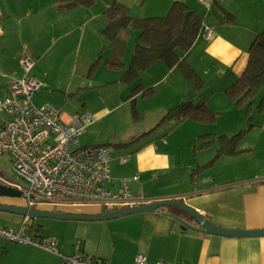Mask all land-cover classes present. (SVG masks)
Instances as JSON below:
<instances>
[{
  "label": "crops",
  "instance_id": "0c3cea01",
  "mask_svg": "<svg viewBox=\"0 0 264 264\" xmlns=\"http://www.w3.org/2000/svg\"><path fill=\"white\" fill-rule=\"evenodd\" d=\"M138 1L143 11L132 14L129 9V15L133 18L165 16L174 2H180L189 8L186 0H151L148 4L145 3L147 0ZM218 2L215 0V4ZM77 8L85 7L57 10L53 0H0V100L9 97L11 84L27 74L40 85L34 100L43 99L46 101L43 104H49L60 110L65 122L69 121L71 115H89L93 118L87 131L81 135L85 137V143L88 145L81 146L79 139L78 142L81 147L107 146L110 153L109 172L113 179L111 184L106 185L107 190L121 193L123 180H129V191L135 196L142 195L145 204L181 201L218 227L240 231L264 229V165L261 168L253 165V159L257 155L259 160H264V118L259 124L255 123L256 117H254L259 99L264 96L260 92L264 89L255 96L253 107L247 114L246 111L242 112L243 108L238 109L224 92L245 71L249 46L263 28L264 7L263 12H259L260 17L257 14L250 16L256 22L249 23L244 29L236 26L237 16L232 13L234 22L231 25L227 26L224 22H220L218 27L209 29L203 25L193 47L184 55V61L204 83L202 92L194 99L207 104L203 93L206 88L205 75L213 71L217 78L214 85L216 82H221L217 85L218 88L211 90V95L229 106H234V113L223 112L207 104L218 113L215 122L211 125L191 120H165L161 123V119L170 109L192 96L190 85H180L178 91L164 96L158 107L157 122L153 126L132 130L124 135L105 133L103 125H109L105 120L113 114L115 118L122 120L125 117L123 111L127 106L130 108L128 111L130 115L138 117L140 115L138 102L141 99L146 100V97L141 96L142 90L151 89V95H156V89L163 85H143L142 80L139 82L140 85L133 87L123 85L121 81L123 71H111L105 65V60L110 58V52L108 58L104 59L106 69L111 72H121V76L115 75L105 80L114 81L106 84L107 86L116 83L121 90L112 105L107 98L101 96V89L106 85L97 86L98 83L105 84L104 81L100 79L96 81L92 78L97 85L90 86L83 76L78 78L77 72L80 69L78 64L70 66L64 59L66 51L70 48L69 44L74 46L73 36L76 25L88 26V19H72ZM209 8H212L211 5ZM227 28L232 32L226 37L221 31ZM136 32L138 34V31ZM133 50L132 47L131 54ZM25 59L31 62L28 72L22 65ZM208 60L219 64L222 68H217L216 64H209L208 67L206 63ZM152 66L145 71H149ZM144 72L140 73L143 75ZM116 78L117 80H112ZM137 87L139 88L136 89ZM128 89L131 90L129 97ZM82 90L96 94L99 103L95 99H91L89 103H74L73 95ZM34 103L38 105L35 101ZM3 113L5 114V112L1 114ZM258 114L263 117L264 112L261 114L258 111ZM7 119L6 114L5 118L0 115V128ZM239 133L243 134L234 149L230 147L234 151L232 154H226L218 158L213 165L204 167L211 159L206 158L208 151L197 148L201 137L209 135L216 138L224 135L231 138ZM254 137L262 138L260 142L262 147L257 141H253ZM122 159L124 161H121ZM241 163L245 166L243 170L234 166ZM211 170H214L215 174L206 185L205 181H201L206 175L202 177L201 175ZM222 175L225 182L218 183L217 177L222 178ZM134 177L136 180H133ZM4 181L9 180L4 178ZM22 201L21 198L0 197V204L15 207H25ZM33 209L87 215L103 212L98 206L65 205L53 208L44 204ZM111 211L116 209H105L104 212ZM160 212L179 216L193 224L192 220L178 209L174 211L163 209L154 214L146 213L142 218L144 231L138 232L133 239L126 237V242L130 240L128 244L133 246L130 258L118 255L117 259H105L102 254L87 256L83 253L72 256L79 255L86 260L104 259L114 264H133V257L136 254H141L147 264H157L160 261L165 264H264V237L223 238L207 235L187 228L183 229L178 221ZM23 221L22 216L0 212V225L6 229H17ZM27 228L25 234L30 238L32 230L27 231ZM33 237L35 238L32 239L38 241L47 239L37 234ZM2 241L7 242L0 237V247ZM52 241L56 246L57 241ZM20 254L21 250H15L12 246H8L7 250L0 248V264H22L18 261L13 262ZM25 254L26 256L31 254L30 249H26ZM50 257L51 264H60L55 257L52 255ZM32 259L36 261L35 258Z\"/></svg>",
  "mask_w": 264,
  "mask_h": 264
},
{
  "label": "rangeland",
  "instance_id": "374dc122",
  "mask_svg": "<svg viewBox=\"0 0 264 264\" xmlns=\"http://www.w3.org/2000/svg\"><path fill=\"white\" fill-rule=\"evenodd\" d=\"M93 4L90 7L77 8L75 14H73L72 19H88L89 21L87 27H79L76 25L74 31V46L69 44L68 50L64 55L66 64L74 66L78 64L80 68L77 72V77L80 78L83 76L85 81L89 82L90 86L97 85L98 79L104 81L105 84L98 83L97 86L106 85L109 82L114 81H105L107 78H113L115 75L121 76V72H111L106 69L104 65V59L108 58L109 50L104 49V45L107 44L105 37L103 36V29L106 26V19L103 16V12L107 9L108 2L117 1L122 2V4L133 13H141L143 10L140 8V2L138 0H93ZM151 0H147L145 3L148 4ZM219 2L215 4V1L212 0L211 7L207 8L203 6L198 0H186L185 2L190 9L196 10L200 16L203 18V25L209 29L213 27H218L220 22H224L225 25H231L234 21L233 15L237 16L235 20L236 26L238 28H246L247 25L255 23V20H252L250 17L253 14H257L260 17L259 12H263L264 0H218ZM139 2V3H138ZM218 4L221 7L218 8ZM133 9V10H132ZM232 13V14H231ZM264 28V24H263ZM261 28V30L263 29ZM206 29V30H207ZM240 29V31H243ZM131 31V39L128 42L125 49V67L128 66L131 58V48H134L135 43L138 42V34L135 30ZM223 36H228L229 32H232L230 28L221 31ZM107 46V45H106ZM104 49V50H103ZM102 52V59L98 61V53ZM208 64H216L215 62L209 61ZM217 68H222L219 64H216ZM144 72V71H143ZM142 73V72H141ZM130 84L123 85H134L139 84L142 80L143 85H163L156 89V95H150L146 97V100H140L138 102V108L140 114L138 117L133 114L130 115V108L127 106L123 111L124 118L122 120L115 118L114 114L109 116L105 123L109 125H103V131L107 134H120L124 135L127 132L132 130H137L147 126H153L157 122V111L160 106L163 98L166 94L174 93L180 89V85H190L181 75L180 71L177 68H168L162 62H156L149 71H145ZM142 75V76H141ZM89 76V77H88ZM92 78L96 79L93 81ZM206 78V88L203 92L206 97L207 104L214 106L223 112L234 113V106H229L226 103L221 102L218 98L211 95V90H215L217 85L221 82L216 81V76L213 71H211ZM112 80H117L112 79ZM111 85V86H110ZM101 89V96L107 98L109 104L112 105L116 101L117 94L120 93L119 86L117 84H110ZM140 85V84H139ZM123 86V87H126ZM87 87V85H85ZM130 87V86H129ZM131 90H127L128 97L130 96ZM260 93L264 94V91L261 90ZM126 94V95H127ZM35 95V94H34ZM132 96V94H131ZM153 97V98H152ZM91 99H95L98 102L96 94H93L89 91L82 90L79 93L73 95V102L76 104L89 103ZM188 99V98H187ZM33 101L36 104L41 105L46 103L43 99H36ZM193 102L197 104L198 100L194 99ZM257 103V102H256ZM245 111V108L242 109V112ZM6 114V113H5ZM5 114L0 115L5 118ZM262 114V113H261ZM7 115V114H6ZM127 115V116H126ZM133 120H132V118ZM255 123H261V120L264 118L260 117L258 110H254ZM260 117V120L259 118ZM117 124V125H114ZM262 138L254 137L253 141H257V144L260 145ZM80 145L87 146L85 143V137H79ZM259 142V143H258ZM261 146V145H260ZM262 147V146H261ZM217 145L213 148H210L206 158L212 159L215 156ZM112 149V148H111ZM257 155L253 159V165L258 166V168L263 167L264 160H259ZM222 163V162H220ZM219 163V164H220ZM113 163H111V166ZM238 168H245L241 163L236 164ZM220 167V166H219ZM215 174L214 170L202 174L204 176L201 178V181H205L206 185L209 184L211 176ZM0 175L6 178L12 183L19 184L23 187L27 186L26 182L21 180L17 174L11 168L9 157L7 155L0 157ZM199 176V175H198ZM197 176V177H198ZM218 183L225 182V179L222 175L217 177ZM0 182H2L0 180ZM19 199V198H18ZM23 205L26 206V203L22 201ZM166 211L175 210L177 208H162ZM182 213V212H181ZM144 214H133L127 215L125 217L117 218L109 221H97V222H83V221H60L54 219H29L27 221V231L32 230V238L35 234L40 237L47 238L49 240H56V253H51L34 247L29 244H18L9 241H2V246L0 248H5L7 250L8 246L14 247V249H20L21 254L18 259H14L13 262H20L22 264H51L52 260L50 255L55 257V259L60 264H68L63 258L71 257L72 254L83 253L87 256H99L103 255L105 259H117L118 255L121 257L130 258V252L133 249V246L126 242V237L133 239L138 232H142L143 218ZM148 217V216H147ZM142 219V220H141ZM184 228V227H183ZM40 240V239H39ZM8 245V246H7ZM126 246L125 248L119 250L120 248ZM30 249L31 254L26 256L25 250ZM95 250V251H94ZM115 250V251H114ZM114 251V252H113ZM50 255H49V254ZM63 257V258H62ZM32 258H35V262Z\"/></svg>",
  "mask_w": 264,
  "mask_h": 264
},
{
  "label": "built area",
  "instance_id": "2783aa9c",
  "mask_svg": "<svg viewBox=\"0 0 264 264\" xmlns=\"http://www.w3.org/2000/svg\"><path fill=\"white\" fill-rule=\"evenodd\" d=\"M198 1L207 8L212 2ZM22 65L28 72L31 62L25 59ZM39 87V83L26 74L11 84L10 96L0 100V113L5 112L8 116L0 128V157H9L12 170L27 186L5 182L2 175L0 184L16 189L29 209L47 204L53 208L65 205L98 206L105 211L145 204L142 195L135 196L129 191V180H123L121 193L107 190L106 185L113 182L107 147L79 145V137L86 132L93 118L71 115L65 122L60 110L54 106L35 105L33 96ZM27 221L24 218L17 229H6L0 225V237L56 253L54 241H38L25 234ZM63 259L68 264H114L104 259L86 260L79 255ZM133 264L147 262L141 254H136ZM157 264L165 263L160 261Z\"/></svg>",
  "mask_w": 264,
  "mask_h": 264
},
{
  "label": "trees",
  "instance_id": "16d2710c",
  "mask_svg": "<svg viewBox=\"0 0 264 264\" xmlns=\"http://www.w3.org/2000/svg\"><path fill=\"white\" fill-rule=\"evenodd\" d=\"M53 2L57 10H63L90 7L94 1L53 0ZM103 16L106 19L103 36L107 41L104 49L110 52V58L105 60V65L111 71H123L121 81L124 84L132 83L140 72L147 70L156 62H162L170 69L176 67L190 84L192 96L170 109L161 119V123L165 120H191L205 125L215 122L217 112L204 101L197 104L193 102V99L202 92L204 83L184 61L185 53L193 47L203 27V18L197 11L189 9L180 2H174L165 16L133 18L129 15L128 7L113 1L108 3ZM131 29L138 31L139 42L134 47L128 66L125 67L123 60L125 48L131 37ZM103 50L98 54V61L102 59ZM247 54L248 61L244 73L224 91L238 109L245 108L246 114L252 109L255 96L264 89V28L254 37ZM151 94V89H144L141 92L142 97ZM256 109L260 113L264 112V96L260 97ZM242 134L239 133L231 138L224 135L216 138L209 135L201 137L197 146L199 150H209L217 145L215 156L204 167L213 165L218 158L226 154H232L234 151L230 147L234 149Z\"/></svg>",
  "mask_w": 264,
  "mask_h": 264
},
{
  "label": "water",
  "instance_id": "95a60500",
  "mask_svg": "<svg viewBox=\"0 0 264 264\" xmlns=\"http://www.w3.org/2000/svg\"><path fill=\"white\" fill-rule=\"evenodd\" d=\"M0 197L1 198H20V193L9 186L0 184ZM172 207L180 210L188 219L192 220L193 224L185 221L183 218L165 212H160L164 216L171 217L178 221L184 228L189 230L213 235L223 238H260L264 237V229L262 230H231L221 228L214 225L209 219L200 215L197 211L187 206L181 201H161L155 203L143 204L140 206L116 210L111 212H102L97 214H76V213H63L60 211H43L38 209H29L27 207H15L5 204H0V212L22 216L27 219H54L60 221H83V222H97L109 221L117 218L125 217L133 214H154L162 208Z\"/></svg>",
  "mask_w": 264,
  "mask_h": 264
},
{
  "label": "clouds",
  "instance_id": "9594fccd",
  "mask_svg": "<svg viewBox=\"0 0 264 264\" xmlns=\"http://www.w3.org/2000/svg\"><path fill=\"white\" fill-rule=\"evenodd\" d=\"M6 186V185H5Z\"/></svg>",
  "mask_w": 264,
  "mask_h": 264
}]
</instances>
